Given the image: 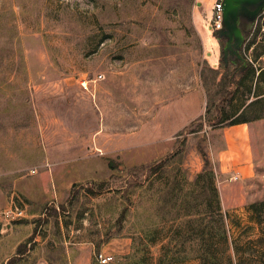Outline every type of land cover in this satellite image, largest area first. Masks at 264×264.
I'll use <instances>...</instances> for the list:
<instances>
[{
  "label": "rangeland",
  "instance_id": "1",
  "mask_svg": "<svg viewBox=\"0 0 264 264\" xmlns=\"http://www.w3.org/2000/svg\"><path fill=\"white\" fill-rule=\"evenodd\" d=\"M216 1L0 0V264H158L208 133H160L155 88L192 70L210 116L258 113L241 112L255 73L237 90L221 60ZM255 136L262 170L264 122Z\"/></svg>",
  "mask_w": 264,
  "mask_h": 264
},
{
  "label": "crops",
  "instance_id": "2",
  "mask_svg": "<svg viewBox=\"0 0 264 264\" xmlns=\"http://www.w3.org/2000/svg\"><path fill=\"white\" fill-rule=\"evenodd\" d=\"M243 72L245 70L240 71L239 77ZM178 74L180 78L171 79L165 84V91L162 85L155 88L159 101L164 99L159 107L162 115L156 119L155 124H159L160 133L166 134L188 130L195 122H201L200 127H195L190 132L208 133V140L205 142V150L208 152L206 157L217 174L222 207L230 214L229 227L234 232L233 240L244 248L250 244L254 250L251 256L262 264L264 217L262 214L260 218L259 213L250 205L261 201L254 183L264 180V168L259 169L258 163L261 161L255 144L258 126L264 122V69L260 73L255 72L253 82L250 83L252 93L250 95L249 92L250 98L241 109L244 111L246 108H253L258 113L252 118L243 115L247 120L241 122H233L237 120L236 116H210L208 95L203 81L195 79L192 70H186L184 78L182 73ZM246 228L250 231L247 245L241 243ZM244 255L245 252H241L237 256ZM174 264H201V260L194 258Z\"/></svg>",
  "mask_w": 264,
  "mask_h": 264
},
{
  "label": "trees",
  "instance_id": "3",
  "mask_svg": "<svg viewBox=\"0 0 264 264\" xmlns=\"http://www.w3.org/2000/svg\"><path fill=\"white\" fill-rule=\"evenodd\" d=\"M250 66L242 73L241 76L244 77L239 79L237 90L242 89L246 77H249L252 73L254 75L256 72ZM261 77L262 73L260 74ZM248 90L251 95V86ZM249 98L247 96L246 99ZM246 120L247 118L243 116L233 122ZM205 161L204 170L191 183V188L184 195L180 194L175 198V204H180L179 210H183L184 215L189 219L186 222L179 223L176 227L172 226L169 241L163 245V253L158 260V264H174L194 258L200 259L201 264H221L223 253H228L226 264L245 263L244 257L237 256L239 253L244 252L245 248L236 244V241L230 235L227 222L229 215L222 207L221 194L217 186V174L210 166V161L208 159ZM111 165L114 167L113 162ZM153 171L157 172L158 170L154 169ZM167 193L169 194V192ZM250 207L259 213L260 218L262 217L264 202L253 203ZM201 210L202 217L197 218ZM180 218L181 216H178L177 220ZM248 245L250 249V244ZM94 264L102 263L97 259ZM262 264H264V261H262Z\"/></svg>",
  "mask_w": 264,
  "mask_h": 264
},
{
  "label": "water",
  "instance_id": "4",
  "mask_svg": "<svg viewBox=\"0 0 264 264\" xmlns=\"http://www.w3.org/2000/svg\"><path fill=\"white\" fill-rule=\"evenodd\" d=\"M264 6V0H224L223 27L216 31L219 38H228L229 43L225 50L223 60L228 65L227 52L230 48H235L237 59L234 64L246 70L249 64L245 61L240 50L245 41V33L240 26L242 18L247 19L251 24L256 20L259 12Z\"/></svg>",
  "mask_w": 264,
  "mask_h": 264
},
{
  "label": "built area",
  "instance_id": "5",
  "mask_svg": "<svg viewBox=\"0 0 264 264\" xmlns=\"http://www.w3.org/2000/svg\"><path fill=\"white\" fill-rule=\"evenodd\" d=\"M223 9L224 0H217L214 7V24L216 30L223 27ZM242 56L258 73L264 69V6L256 20L251 24L249 32L245 35ZM23 214V209L17 208L15 215L20 217ZM98 259L102 264H109L114 257L100 253Z\"/></svg>",
  "mask_w": 264,
  "mask_h": 264
},
{
  "label": "flooded vegetation",
  "instance_id": "6",
  "mask_svg": "<svg viewBox=\"0 0 264 264\" xmlns=\"http://www.w3.org/2000/svg\"><path fill=\"white\" fill-rule=\"evenodd\" d=\"M243 21V23H241ZM240 26L241 28L243 29L245 35H246V32L248 31L249 27L251 26V23L245 19V18H242L241 21H240ZM222 45H221V60L222 62L224 63V67L227 69L230 65L233 66V71L234 72H240L242 70V67L239 66L237 67L235 64H234V61L237 59V55L236 53L234 52L235 51V48H230L227 52V60L229 61L228 65H226V62L223 60L224 56H225V50L228 46V43H229V39L228 38H222ZM240 53L242 54V48L240 50Z\"/></svg>",
  "mask_w": 264,
  "mask_h": 264
}]
</instances>
